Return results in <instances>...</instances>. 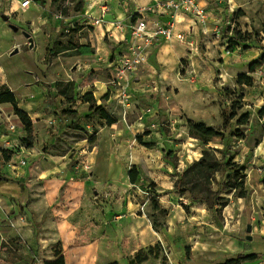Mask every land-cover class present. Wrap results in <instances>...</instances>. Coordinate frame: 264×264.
Listing matches in <instances>:
<instances>
[{"label":"rangeland","instance_id":"obj_1","mask_svg":"<svg viewBox=\"0 0 264 264\" xmlns=\"http://www.w3.org/2000/svg\"><path fill=\"white\" fill-rule=\"evenodd\" d=\"M20 1L0 0V68L19 99L29 93L24 86H37L35 78L41 79L46 119L38 141L32 134L27 148L23 127L0 106L1 223L10 224V205L30 188L27 171L60 167L67 178L59 181L70 183L62 185L79 189L82 212L90 208L85 213L92 220L106 217L113 241L117 238L110 246L119 257L110 263L128 264L133 258L140 244L133 227L140 218L151 228L153 220L159 226L152 228L158 240L142 248L151 247L142 264H219L249 254L257 260L244 264H264V65L249 72L264 56V0H237L233 9L229 0L197 2L204 11L211 9L206 30L186 33L184 42L146 47V64L130 82L113 81L109 64L128 52L110 49L115 43L109 39H90L84 1L31 0L24 11ZM238 11L243 15L235 19ZM236 31L251 39L232 45ZM176 43L185 48L168 60L160 48L173 44L174 50ZM77 45L84 49H71ZM47 49L51 56L46 57ZM242 74L251 78L250 86L237 84ZM95 84L101 87L96 90ZM88 93L113 125L89 110L82 99ZM186 120L203 122L222 138L204 144L189 137ZM204 151L220 164L204 183L206 203L175 189ZM132 167L138 173L135 184L128 178ZM154 204L166 214L153 211ZM24 247L17 239L2 242L0 264L13 262L11 253Z\"/></svg>","mask_w":264,"mask_h":264},{"label":"crops","instance_id":"obj_2","mask_svg":"<svg viewBox=\"0 0 264 264\" xmlns=\"http://www.w3.org/2000/svg\"><path fill=\"white\" fill-rule=\"evenodd\" d=\"M82 1L85 3V17L88 20L86 25H89L93 30L90 34V39L96 38L99 41L106 38L109 41H114L115 44L109 45V48H116L115 52L120 51V49L122 52L125 51L131 40L128 26L132 23V17L134 15L139 17L138 13H142L143 9L152 6L154 3L153 0ZM196 1L199 2V5L206 3L205 0ZM216 1L220 3L221 0ZM236 2L237 0H229L231 9L235 7ZM206 10L204 25H196L189 16L177 14L174 32L186 35V33H194L198 29L206 30L207 25L212 20L211 9ZM143 16L150 19L157 18L163 24L168 21L165 16L158 15V13H143ZM162 43H165L163 39L152 42L154 47L158 46L156 44L162 45ZM179 43L175 44L177 47H174V50H172V44L161 46L160 51L166 52L167 59L170 60L177 53L180 54L182 49L185 48ZM115 45L118 46L116 47ZM141 45L148 47L144 43H141ZM109 48L106 51L110 53L109 55H112V51ZM160 51L156 55L166 59L161 55ZM103 55L105 56L106 52ZM110 59L108 58L107 61ZM0 73V87L3 85L8 87L16 98L18 108L23 110L31 119L33 135L36 136L35 142H37V131L46 119L42 108L46 94H44L45 89L40 84L41 79L35 78L34 84L37 86L32 84L24 86L29 93L24 95L23 99H19L15 94V89L9 86L1 68ZM95 83L102 85L100 82ZM95 85H97L96 90L101 87L98 84ZM7 119H9L8 116L6 117ZM2 137L5 138L6 136L2 135ZM61 169L60 167H54V169H40V171L35 166L24 175L26 182L31 183L30 188L23 193H19L20 200L10 205V211H12V215L9 216L8 220L10 224H4L3 222L1 223L2 220L0 221V244L17 239L25 245L23 250L18 249L15 254L11 253L14 261L9 264H44V261H53L57 244V250L63 254L65 264H109L114 258L119 257V250L117 248L113 250L110 246L111 242L117 243V238L114 236L113 241V233L107 224L106 217L100 218L99 221L92 220L89 218V213H85L90 208H86L82 212V209L79 208L82 207L78 200L79 189L62 185V182L70 183L65 180L59 181L67 178L66 174H62ZM37 184L40 185L39 188H36ZM21 208H23V211L25 210L26 216L19 213ZM28 212L30 213L28 214ZM102 213L104 214L105 212L103 211ZM138 219L139 224L134 225L133 231L140 239V244L133 250V254L158 240V234L152 230L151 226L144 223L140 218ZM0 261L3 263L5 260L0 258Z\"/></svg>","mask_w":264,"mask_h":264},{"label":"trees","instance_id":"obj_3","mask_svg":"<svg viewBox=\"0 0 264 264\" xmlns=\"http://www.w3.org/2000/svg\"><path fill=\"white\" fill-rule=\"evenodd\" d=\"M80 12V10H77ZM243 14L241 11H238L236 15H234L235 19H238ZM139 17L134 15L132 17V22H134ZM92 30V29H91ZM262 33H263V40H264V22L262 23ZM250 34H245L244 36L241 35L239 31L235 32L234 35V42L232 45H238L237 43L242 42L245 43L246 41L250 40ZM55 49V48H54ZM71 49L83 50L84 46L77 45L73 46ZM53 50L47 49L46 50V57L52 55ZM264 65V56L261 58L260 62L255 61L252 62L249 66V72L253 73L255 69ZM238 85H246L250 86L252 84L251 78L245 75H239L237 78ZM86 103L89 104V110L97 113L101 119H103L107 125L111 126L115 123L110 115H108L105 110L101 107L96 106V101L93 98L92 94L88 93L85 94L82 98ZM0 106H7L8 110H10L14 116L16 117L17 122L23 127L25 132V138L23 140V144L27 148L32 147V134H33V124L31 119L28 115L17 106V101L14 94L8 89L7 86L3 85L0 87ZM232 117V116H230ZM231 119V118H228ZM186 131L189 137L197 139L204 144L216 140L218 138H222V135L212 129L207 127L203 122H194L191 120L185 121ZM147 135V134H144ZM137 141H141L140 137H136ZM145 147H149L146 146ZM7 155V152L1 151V156L4 157ZM5 161H8V156L3 158ZM220 171V164L219 162L210 154L209 151H204L202 153L201 158L193 164V166L184 172L182 176L179 178L178 181L175 182V189L178 190L180 193H188L191 196V199L194 201H204L206 203V198L204 197V183H206L209 178L214 176L216 172ZM128 178L131 184H135L138 178V173L135 167L128 172ZM182 187L181 188V185ZM153 211H156L160 214L165 215L166 211L159 208L156 204L152 207ZM152 228L153 230L159 229L157 223L153 220L152 221ZM58 249V244L55 247L54 256L55 259L53 261H44V264H65L63 254H61ZM151 256V247L147 249H140L137 251L133 258L129 261L128 264H142L148 260ZM257 260V256L255 254L249 255H237L235 258L225 260L223 263L219 264H244V263H252ZM109 264H117L116 262H112Z\"/></svg>","mask_w":264,"mask_h":264},{"label":"built area","instance_id":"obj_4","mask_svg":"<svg viewBox=\"0 0 264 264\" xmlns=\"http://www.w3.org/2000/svg\"><path fill=\"white\" fill-rule=\"evenodd\" d=\"M153 2L152 6L143 9L142 13H138L139 18L135 22L129 24L128 29L131 40L126 47L128 53L123 54L118 60L111 61L112 63L109 64V69L114 72L113 81H132L137 76L138 68L146 64L149 52L145 50L146 47L141 43L150 46L153 41L159 39L178 42L186 40L183 33L174 32L177 14L189 16L196 25H204L205 23L206 13L198 6L196 0H153ZM30 4L31 0H21L19 7L24 11L29 8ZM143 13H158V15L165 16L168 21L163 24L157 18L150 19L143 16ZM6 121L9 123L8 130L14 131L15 127L10 124V120L7 119Z\"/></svg>","mask_w":264,"mask_h":264},{"label":"water","instance_id":"obj_5","mask_svg":"<svg viewBox=\"0 0 264 264\" xmlns=\"http://www.w3.org/2000/svg\"><path fill=\"white\" fill-rule=\"evenodd\" d=\"M4 20H7V18L3 17ZM26 38L28 40V44H29V48L32 49L33 48V40L30 38L29 34L25 33ZM17 52V50H14L12 52V54H15Z\"/></svg>","mask_w":264,"mask_h":264}]
</instances>
